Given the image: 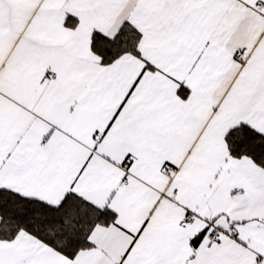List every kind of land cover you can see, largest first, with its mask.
<instances>
[{"label": "snow or ice", "instance_id": "6c2138e0", "mask_svg": "<svg viewBox=\"0 0 264 264\" xmlns=\"http://www.w3.org/2000/svg\"><path fill=\"white\" fill-rule=\"evenodd\" d=\"M0 264H264V0H0Z\"/></svg>", "mask_w": 264, "mask_h": 264}]
</instances>
